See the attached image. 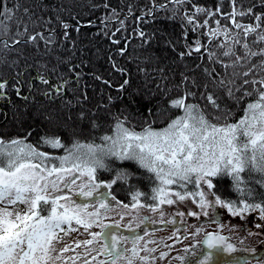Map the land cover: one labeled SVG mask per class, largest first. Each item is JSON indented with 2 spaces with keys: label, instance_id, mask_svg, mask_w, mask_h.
I'll use <instances>...</instances> for the list:
<instances>
[{
  "label": "snow or ice",
  "instance_id": "snow-or-ice-1",
  "mask_svg": "<svg viewBox=\"0 0 264 264\" xmlns=\"http://www.w3.org/2000/svg\"><path fill=\"white\" fill-rule=\"evenodd\" d=\"M150 3L152 7L148 14L163 10L170 12L168 19L179 16L187 28L185 38L189 32L198 33L193 44L185 45L187 51L178 53L181 58L191 56L193 52L200 53L203 49L207 51L209 60L225 69H235L248 63L247 71L238 73L233 70L231 78L216 80L215 84L237 103L245 97L253 99L246 103L238 120L229 122L233 113L227 107L221 108L219 97L211 92L201 93V97L221 113L215 117L218 122L213 123L198 104L187 103V98L195 95L189 91L170 101L173 108L183 110V115L171 120L164 128L148 125L137 132L117 119L113 134L101 137V144L73 140L66 145L58 136L41 139V143L51 148L63 149L62 156H50L48 152L40 151L38 146L28 143L26 137L10 140L0 137V264H155L158 257L154 253L159 245L149 247V243L156 244L155 241L141 243L148 235L147 229H143L142 236L129 237L113 231V228L127 227L134 232L132 223H103V217L115 211V206L108 199L110 194L100 189L110 188L117 181L127 183L131 176L126 170H118L109 183L98 181L97 171L110 170L106 161L111 158L134 162L150 174L148 178L154 184L150 195L139 190L132 192L130 204L111 197L123 210L122 215L135 213V228H140L147 219L140 216L141 209L159 211L163 217L160 205H173L187 199H191L205 216L209 215L207 209L215 211L219 205L233 217L242 218L248 213L258 212L264 219V191H257V185L264 189V59L259 64L249 63L254 57H264V11L255 12L256 5L238 10L236 0H230L232 10L228 13L222 12L219 5L212 10L193 4V10L187 11L185 6L190 0H166L159 4L150 0ZM103 6L107 8L108 4ZM19 7V4L15 5V8ZM260 7L264 8V0H261ZM23 11L27 14L29 9L24 8ZM200 16L204 17L202 21ZM217 16L228 23L221 24ZM238 17H249L251 22L244 23ZM113 19L123 27L124 21L112 9L111 15L102 20L105 28ZM13 24L17 29L16 36H27V39H12V45L23 42L38 48L43 42L45 49L51 50L54 30L49 29L47 36L44 32L28 35V24L15 15L13 8L6 7L4 0H0V44L5 49L10 47L7 37ZM62 27L67 30L70 26L62 23ZM76 30L79 31V27ZM139 35L145 34L141 31ZM199 36L207 37L209 44L202 43ZM213 42L218 51L210 50ZM113 43L119 41L113 40ZM237 46L242 50L239 54ZM124 51L121 49V54ZM222 57L231 58V63H225ZM205 71L208 72L207 69ZM208 76L214 79L215 69L208 72ZM237 77H242V83L233 87ZM38 78L43 84H49L44 76ZM18 84L19 80L13 88L20 96ZM65 84L67 81L56 85L55 91L60 93ZM127 84L128 80H125L120 89ZM8 86L9 81L0 78V98L7 96ZM247 86H251L250 90ZM204 87L207 89V85ZM236 92H241V95L236 96ZM23 98L28 99L26 96ZM221 120L223 123L219 122ZM216 177H230L238 198L222 199L213 191L214 199L209 200L204 187L214 189L213 178ZM189 185L194 190L189 191ZM73 197L92 201L91 210L88 202L79 203ZM149 199L151 203L142 202ZM178 215L183 216L184 213ZM187 215L200 216L201 212L189 211ZM73 222L80 227H74ZM94 226L100 231H92ZM81 227L88 238L64 243L65 237L79 232ZM201 230L196 229L197 232ZM128 243L132 245L130 248L125 246ZM204 243L211 249L223 244L224 238L209 233ZM225 250L233 252L236 249L229 244ZM70 252L74 254L67 255ZM165 255L161 251L159 258ZM191 255L195 257L196 253ZM101 256L105 258L99 259ZM179 259L183 262L185 257ZM208 259L210 254L204 257L205 261Z\"/></svg>",
  "mask_w": 264,
  "mask_h": 264
},
{
  "label": "trees",
  "instance_id": "trees-1",
  "mask_svg": "<svg viewBox=\"0 0 264 264\" xmlns=\"http://www.w3.org/2000/svg\"><path fill=\"white\" fill-rule=\"evenodd\" d=\"M165 2L156 0V4ZM105 3L107 8L103 6ZM16 4L20 6L18 9ZM193 4L212 10L219 5L224 13L232 10L230 0H190L185 9L192 11ZM260 4L261 0H236L238 10L256 5L254 11L259 13L264 11ZM4 5L13 8L15 15L28 24V35L44 32L47 36L49 29L54 30L50 51L45 49L43 42L38 48L23 42L12 45V39H27V36H16L15 24L7 37L10 47L5 49L0 44V78L9 81L7 96L0 98V137L5 140L26 137L27 142L38 146L40 151L48 152L50 156H62L63 149L51 148L41 143V139L58 136L66 145L73 140L101 144V137L113 134L117 119L137 132L148 125L164 128L171 120L183 115V110L173 108L170 101L189 91L195 95L188 97L187 103L198 104L213 123L218 122L215 117L221 113L213 109L201 93L211 92L219 97L221 108L227 107L233 113L229 122L238 120L246 103L253 99L245 97L237 103L215 84L216 80L231 78L233 70L238 73L247 71L248 63L225 69L209 60L203 49L181 58L178 53L186 52L185 45L193 44L198 33L189 32L185 38V24L179 16L168 19L170 12L155 10L148 14L152 7L150 0H4ZM24 8L29 9L27 14ZM112 9L124 21L123 27L113 19L105 28L102 20L111 15ZM199 19L202 21L204 17ZM216 19H220L221 24L228 23L220 16ZM238 19L251 22L249 17ZM62 23L70 27L65 30ZM210 24L215 26L211 20ZM141 31L144 36L139 35ZM199 39L209 44L207 37L199 36ZM113 40L119 43H113ZM214 45L215 42L210 50L218 51ZM237 48L239 54L242 50L239 46ZM121 49L125 50L123 54ZM222 59L231 63V58ZM261 59L264 57H254L249 63L259 64ZM205 69L208 72L215 69V78H210ZM18 73L22 75L18 76ZM41 75L49 80V84L40 81L38 77ZM256 75L259 77L258 70ZM17 80L20 96L13 88ZM125 80L128 84L120 89ZM65 81L67 84L57 93L55 86ZM241 83L242 77H237L233 87H239ZM247 87L250 90L251 86ZM240 95L241 92H236V96ZM25 96L27 100L23 98ZM219 122L223 123L222 120ZM106 163L110 170H98V181L110 182L118 170L131 174L127 183L117 181L111 185V194L117 201L130 204L136 188L151 194L154 184L146 170L134 162L115 158ZM213 183L216 187L210 190L211 193L215 191L222 199L238 198L230 177L213 178ZM192 188V185L188 186V189ZM257 191L264 189L257 185ZM244 254L252 256L249 252Z\"/></svg>",
  "mask_w": 264,
  "mask_h": 264
},
{
  "label": "rangeland",
  "instance_id": "rangeland-1",
  "mask_svg": "<svg viewBox=\"0 0 264 264\" xmlns=\"http://www.w3.org/2000/svg\"><path fill=\"white\" fill-rule=\"evenodd\" d=\"M105 184L109 183L108 180L102 181ZM80 181H77L79 184ZM139 188H136L138 190ZM78 190V189H77ZM178 190V189H177ZM189 191L194 190L192 188ZM204 190L208 193V199L213 200L211 191L204 187ZM101 192L108 195L110 203L115 206V211L109 213L106 217H103V223L114 225L119 222L121 225L132 223L134 232L129 231L127 227L113 228V231L123 234L125 236L143 235V229H147L148 235L144 237V242L155 241L156 244L149 243V247H156L159 245L158 251L154 253L158 257L155 264H197L200 262H208L213 258V254L205 249L201 241L205 234L215 233L224 238L225 243L235 247V251L228 256H220L217 264H264V219L260 218L259 213H248L245 217L238 218L231 216L226 209L216 206V210L207 209L208 216L202 214L201 209L191 200L187 199L183 202L177 201L173 205H160L164 211V216L161 217L159 211L151 212L147 208L141 209L140 216L146 217L145 223L140 228H135V220L132 215H122V209L116 204V201H112L113 196L110 188L102 187ZM79 203H89V210H91L92 201H85L80 197H73ZM120 202V201H119ZM22 207V206H21ZM189 211L201 212L200 216H189ZM178 213H184L183 216ZM163 219V223H161ZM152 221H155L153 223ZM168 221H174V223H168ZM74 227H80L75 225ZM202 229L197 232L196 229ZM92 231H100L99 227H93ZM88 238L87 234L83 232L82 227L79 232L71 233L65 237L64 243L71 244L74 240ZM103 243V241H101ZM60 246H63L62 244ZM131 247V243L125 245ZM185 249L188 252H185ZM163 251L166 255L163 258H159V253ZM192 252L196 253V256L191 255ZM235 252V253H234ZM249 252L252 256L244 254ZM74 253H68L67 255H73ZM210 254V259L204 260L205 256ZM235 255V258H233ZM184 256L185 260L182 262L179 257ZM248 256V257H247ZM231 257V258H230ZM101 256L99 259H104Z\"/></svg>",
  "mask_w": 264,
  "mask_h": 264
},
{
  "label": "water",
  "instance_id": "water-1",
  "mask_svg": "<svg viewBox=\"0 0 264 264\" xmlns=\"http://www.w3.org/2000/svg\"><path fill=\"white\" fill-rule=\"evenodd\" d=\"M207 234H209V233H207ZM207 234L204 235V237H203V239H202V241H201L202 246H203L204 248H206V249L212 251V252H215V253L217 252V253H219L220 256H222L223 254H225L227 251L225 250V249H226V246H224L223 244L217 245L216 247L211 248V249L208 248L207 244L204 243V241L207 239ZM211 234H214V235L218 236V235L215 234V233H211ZM220 256H219V257H220Z\"/></svg>",
  "mask_w": 264,
  "mask_h": 264
},
{
  "label": "flooded vegetation",
  "instance_id": "flooded-vegetation-1",
  "mask_svg": "<svg viewBox=\"0 0 264 264\" xmlns=\"http://www.w3.org/2000/svg\"><path fill=\"white\" fill-rule=\"evenodd\" d=\"M218 235V234H217ZM219 236V235H218ZM223 245L224 246H226L227 247V245H229V244H227V243H225V241H224V243H223ZM235 248V247H234ZM206 249V248H205ZM208 250V249H207ZM208 251H210V250H208ZM212 254H213V258L211 259V260H209L208 262H210V263H212L213 264V262H215L214 264H217L218 263V261H219V253H215V252H212V251H210ZM228 253H230V254H228ZM235 253V252H234ZM226 254H228V256L229 255H231L232 254V252H226L225 254H223L222 256L224 257V256H226ZM221 256V257H222ZM231 258V257H230ZM233 258H235V255H233Z\"/></svg>",
  "mask_w": 264,
  "mask_h": 264
}]
</instances>
